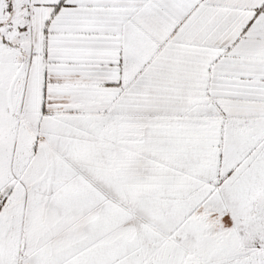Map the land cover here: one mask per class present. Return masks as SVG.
<instances>
[{
    "label": "snow or ice",
    "instance_id": "1",
    "mask_svg": "<svg viewBox=\"0 0 264 264\" xmlns=\"http://www.w3.org/2000/svg\"><path fill=\"white\" fill-rule=\"evenodd\" d=\"M0 264H264V0H0Z\"/></svg>",
    "mask_w": 264,
    "mask_h": 264
}]
</instances>
